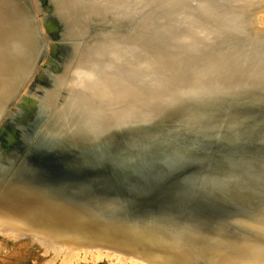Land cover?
<instances>
[{
  "label": "water",
  "instance_id": "95a60500",
  "mask_svg": "<svg viewBox=\"0 0 264 264\" xmlns=\"http://www.w3.org/2000/svg\"><path fill=\"white\" fill-rule=\"evenodd\" d=\"M0 222L264 264V0H0Z\"/></svg>",
  "mask_w": 264,
  "mask_h": 264
},
{
  "label": "rangeland",
  "instance_id": "374dc122",
  "mask_svg": "<svg viewBox=\"0 0 264 264\" xmlns=\"http://www.w3.org/2000/svg\"><path fill=\"white\" fill-rule=\"evenodd\" d=\"M75 243L47 239L13 224L0 222V264H160L136 255L89 246L85 248Z\"/></svg>",
  "mask_w": 264,
  "mask_h": 264
},
{
  "label": "bare ground",
  "instance_id": "6f19581e",
  "mask_svg": "<svg viewBox=\"0 0 264 264\" xmlns=\"http://www.w3.org/2000/svg\"><path fill=\"white\" fill-rule=\"evenodd\" d=\"M58 244H59V243H58ZM60 244H61V243H60ZM62 244H63V243H62ZM66 244H67V243H66ZM75 244H76V243H75ZM63 245H65V244H63ZM60 246H61V245H60ZM83 246H84V245H83ZM55 247H56V246H55ZM62 247H64V246H62ZM66 247H67V245H66ZM69 247H70V246H69ZM73 248H74V247H73ZM82 248H83V247H82ZM85 248H86V246H85ZM85 248H84V249H85ZM55 249H56V248H55ZM59 249H60V248H59ZM59 249H58V250H59ZM79 249H80V248H79ZM79 249H78V250H79ZM66 250H68V249H66ZM74 250H76V249H74ZM95 250H96V249H95ZM99 250H100V249H99ZM76 251H77V250H76ZM108 251H109V250H108ZM71 252H72V249H71ZM73 252H74V251H73ZM79 252H80V251H79ZM88 252H89V251H88ZM74 253H75V252H74ZM89 253H90V252H89ZM91 253H92V252H91ZM75 254H76V253H75ZM79 255H80V254H79ZM108 255H109V254H108ZM112 255H114V254H112ZM84 256H85V255H84ZM76 257H77V256H76ZM86 257H87V256H86ZM111 257H112V256H111ZM111 257H109V258H111ZM78 258H79V256H78ZM78 258H77V259H78ZM73 259H74V258H73ZM82 259H84V258H82ZM84 260H85V259H84ZM77 262H78V261H77ZM71 263H72V262H71ZM50 264H51V263H50Z\"/></svg>",
  "mask_w": 264,
  "mask_h": 264
}]
</instances>
